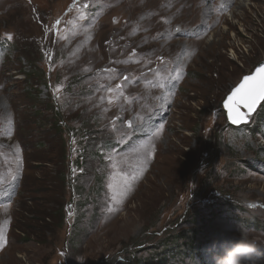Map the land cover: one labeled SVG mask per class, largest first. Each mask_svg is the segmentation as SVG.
Here are the masks:
<instances>
[{
	"label": "rangeland",
	"instance_id": "obj_1",
	"mask_svg": "<svg viewBox=\"0 0 264 264\" xmlns=\"http://www.w3.org/2000/svg\"><path fill=\"white\" fill-rule=\"evenodd\" d=\"M0 44V172L22 160L0 205V264H215L242 229L264 241V102L241 127L223 106L264 61V0H0ZM117 171L137 176L120 204ZM28 195L42 232L65 199L55 239L21 232ZM172 231L179 251L159 249Z\"/></svg>",
	"mask_w": 264,
	"mask_h": 264
},
{
	"label": "snow or ice",
	"instance_id": "obj_2",
	"mask_svg": "<svg viewBox=\"0 0 264 264\" xmlns=\"http://www.w3.org/2000/svg\"><path fill=\"white\" fill-rule=\"evenodd\" d=\"M75 2V0H74ZM86 8L87 5L85 4ZM84 18L83 9L80 10V15L78 19ZM60 23L59 20L56 22ZM68 23L73 25V32H75L76 24L74 21H69ZM8 40H11L12 37L9 35ZM159 75V73H157ZM171 77L164 78L162 77L159 83L155 86H158L162 89L168 86ZM109 91H114L109 89ZM122 95V92L120 93ZM109 99V103H111ZM264 102V66H261L256 69L253 75H248L243 78V81L235 87L231 94L228 95L226 101L224 102V107L228 110V118L233 124H242L247 122L249 115L257 110V107ZM244 109L246 111H242ZM150 119V117L148 118ZM146 124V122H145ZM145 124H140L134 131H144L147 132ZM129 127H131V122H129ZM7 135L12 134V129L8 128L6 130ZM150 143V142H149ZM148 144L141 145L139 149L135 151L146 150ZM16 170L13 173L11 168L8 169L7 173L0 172V205L7 206L10 204L11 200L14 198V194L17 190V185L21 175L22 160L20 158L19 151L16 152ZM113 168H116L117 165L113 162ZM137 179V176H127L121 174L119 171L113 173V184L110 185L112 188V197L111 199L116 203L120 204L123 202V199L126 197L128 192L132 188L133 182ZM112 209H110L111 211ZM7 223V222H6ZM3 229L0 227V237H2ZM4 241L0 240V243Z\"/></svg>",
	"mask_w": 264,
	"mask_h": 264
},
{
	"label": "trees",
	"instance_id": "obj_3",
	"mask_svg": "<svg viewBox=\"0 0 264 264\" xmlns=\"http://www.w3.org/2000/svg\"><path fill=\"white\" fill-rule=\"evenodd\" d=\"M127 48L129 49L130 45ZM76 81H77V79H75L72 84H74ZM74 86H76V85H74ZM83 108H84V106L81 107V109H83ZM58 115H55V116L58 118ZM63 133H65V132H63ZM63 133L61 132L60 135H59L60 139H61V142H63V138H62V134ZM24 146L26 148V144L25 143H24ZM58 158L60 159L59 162H61L62 166L64 167L63 168L64 170L60 173V178H57L56 180H54V183L55 184H62L61 191L65 192V189L67 187V182H68V179H69V174H68V172H69L68 171L69 170V163L67 162V155H65V154H62V156L60 154L57 155V159ZM81 161H83V160H81ZM81 161L77 160L76 164L78 165L77 169L80 170V171H83L85 167L83 166L84 163L81 162ZM51 163H53V162H51ZM50 182H52V181L50 180ZM24 195H27V194H24ZM90 196L95 198L94 199V203L97 204L98 201H99V197H100V187H97V188L93 189V191L91 192ZM62 201H63L62 205H60L58 202L50 201V203H53V205H58L59 204V208L57 210V215L59 217V224L57 226V229L55 231H53V229L51 228V225H49L48 226V230H45L44 232H42L43 223L45 222L46 217H43V215L40 212L31 211V209L33 210L36 207H39L40 206L39 203L41 201L37 200L33 196L28 195V202L24 203L25 207H27L26 211H24V214H25L24 215V221H25L26 227H29V229L22 227L21 232L23 234H25L26 236H28V237H32V236L35 237V239L38 240L41 243H44L46 240L55 239L57 237V235H58V232L63 229L64 221H65L66 216H67L66 209H65L66 204L64 203L65 199L62 198ZM28 204H30V206H32V207H30ZM82 215L83 214H79L77 217L78 218L82 217ZM47 219H48V221L51 222L52 219H53V216H49V217H47ZM77 222H80V218L77 220ZM71 229L73 231H75V232H76V230H78L80 232V234H82V232H83V230L80 227V225H73L71 227ZM174 231H176V230H174ZM41 233L43 235H40ZM172 233H173V231L170 232V235H168L166 237V240L160 239V241H162V243L160 242L159 249L161 247L165 246L164 247L165 250H170L171 252H172V250L179 251V248L181 246L180 243H179L180 240H181V236H176V235L173 236ZM26 236H24V237H26ZM190 237H191L190 238V242L189 243L185 242V245L187 247H189V248H195L196 245H197L196 238H195L194 235H190ZM185 239L186 238H183V240H185ZM201 246H198V247H201ZM171 252H169V253H171ZM113 264H138V263H132L131 262V257H130L129 259H123V262L114 263V261H113ZM140 264H147V263L141 262Z\"/></svg>",
	"mask_w": 264,
	"mask_h": 264
},
{
	"label": "clouds",
	"instance_id": "obj_4",
	"mask_svg": "<svg viewBox=\"0 0 264 264\" xmlns=\"http://www.w3.org/2000/svg\"><path fill=\"white\" fill-rule=\"evenodd\" d=\"M262 244L264 241L250 237L242 229V238L230 242L222 256H215V264H257L259 258L264 257Z\"/></svg>",
	"mask_w": 264,
	"mask_h": 264
},
{
	"label": "water",
	"instance_id": "obj_5",
	"mask_svg": "<svg viewBox=\"0 0 264 264\" xmlns=\"http://www.w3.org/2000/svg\"><path fill=\"white\" fill-rule=\"evenodd\" d=\"M261 66H264V61H262L261 63H259L258 64V66L256 67V69L257 68H259V67H261ZM256 69L254 70V72L251 74V75H253L254 73H255V71H256ZM244 78V77H243ZM243 81V79L241 80V82ZM240 82V83H241ZM239 83V84H240ZM238 84V85H239ZM237 85V86H238ZM231 94V93H230ZM229 94V95H230ZM228 97V96H227ZM227 99V98H226ZM226 101V100H225ZM263 103V102H262ZM261 103V104H262ZM223 106H224V104H223ZM261 105H259L258 107H257V110L255 111V112H253V113H251L250 115H249V118H248V120H247V122H245V123H242V124H233L232 122H231V120L228 118V110L224 107V109H225V111H226V115H227V119H228V121H229V123L232 125V126H234V127H241V126H243V125H247L248 123H249V121H250V118L258 111V109H259V107H260ZM242 111H246V110H244V109H241Z\"/></svg>",
	"mask_w": 264,
	"mask_h": 264
}]
</instances>
